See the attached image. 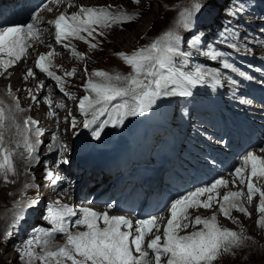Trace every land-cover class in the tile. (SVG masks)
<instances>
[{"label": "snow or ice", "instance_id": "obj_1", "mask_svg": "<svg viewBox=\"0 0 264 264\" xmlns=\"http://www.w3.org/2000/svg\"><path fill=\"white\" fill-rule=\"evenodd\" d=\"M54 2L59 3V0H54ZM134 2L139 3V0H134ZM201 8L199 0H194L192 9L181 13V23L185 28L190 26L192 15L199 12ZM132 19H135V16L123 11L114 14L107 8L81 7L79 12L71 15L62 13L50 23L55 26L57 42L75 38L84 40L89 43V47L95 48L97 45L81 35L82 33H87L88 37H92L97 28L109 27L112 24ZM32 20L33 23H28L25 26L0 28V68L5 71L27 54V49L30 47L28 41L38 38L39 30L36 27V22L39 17L33 16ZM179 39L176 33L170 30L148 46L131 54L118 53L120 58L132 69V73L127 76L113 75L99 70L92 73V76L101 79L99 82L89 79L86 90L94 95H85L80 99L81 113L85 117L91 115V119L84 120V127L89 128L96 124L105 113L109 115V118L100 124V130L93 132L94 137H100L106 124H122L126 117L136 116L147 111L160 96L191 94L188 91H177L176 88L168 90L170 85L184 82L196 84L204 79L200 72H197V78H193L183 72L173 71L172 58L179 52ZM225 42H227L226 37ZM198 43L199 41L194 38L192 47H196ZM65 46L68 47V45ZM72 54L83 58V54L78 53L74 48ZM52 56V52L41 54L36 60L35 66L40 72L53 78L63 91L62 78L50 70ZM211 58L214 59L215 54ZM224 67L228 68L230 65L224 64ZM157 68L167 69V72L158 71ZM33 75L32 69H28L25 78ZM66 75H74V72H68ZM8 95H12L10 88ZM123 97H130L132 102L129 103L128 100H125L124 103L117 105L112 112H109L108 104ZM4 120L5 110L0 107V128L3 127ZM29 123L37 122L30 119L25 121V124ZM73 126H75V121H73ZM3 140V133L0 132V173H4L5 179H7L6 174L14 169L11 152L3 147ZM55 140L56 137H53L54 142ZM27 148L31 154L32 146L29 144ZM64 162L67 163V161ZM235 177L240 184L246 183L249 202L254 196L259 195L260 203L257 211L262 216L257 223L264 228V190L256 187L253 183V178H264V157L249 152L243 158L241 166L235 168ZM49 179L55 183L60 177L53 178L49 173ZM228 183L227 180L217 179L208 187L198 188L176 199L171 204L170 218L167 219V223L163 227L162 236L155 235L148 241L146 249L144 247L145 237L152 234L153 230L156 233L160 232L161 225L156 217L137 221L136 235L133 236L132 222L125 217L109 216L107 212L98 213L92 209L83 208L81 209L83 216L76 223L84 226L86 230L72 233L68 231L65 218L75 215V212L64 206L58 210H50L48 219L54 225L53 232L66 234V243L54 251H46L43 256H37L32 249L33 244L40 240L37 237L27 242V248L23 251V255L27 256L29 260L39 259L42 264H66V262H70V264H213L222 252H228L230 248L242 243L243 238L240 234L220 227L215 214L209 218L196 216L194 221H191L193 226L202 225L201 229L185 235H181L180 232L189 226L185 222L190 220L188 210L191 208L208 209L214 203H218L219 212L226 218H231L233 209L250 215L247 209L239 203L245 195L243 191H228L222 198L219 197L218 189L227 187ZM204 196L206 199L201 200L200 198ZM101 221L103 227L100 226ZM123 228L128 231L122 230ZM47 235L51 236L52 233H47ZM44 243L47 244V241L45 240Z\"/></svg>", "mask_w": 264, "mask_h": 264}, {"label": "rangeland", "instance_id": "obj_2", "mask_svg": "<svg viewBox=\"0 0 264 264\" xmlns=\"http://www.w3.org/2000/svg\"><path fill=\"white\" fill-rule=\"evenodd\" d=\"M97 1L101 2V0H97ZM103 1L107 2L109 0H103ZM122 1H127L129 5H133L134 7H136L137 9L140 10V13H139L140 15L136 17L137 20L134 21L136 19L135 18L133 20V22H131V23H130V21H132V20H130L128 22H123V24L121 22V26L118 25L117 23H115V24L111 25L109 28H97V31L93 33V36H97V37L96 38L88 37V40L91 43L97 45V47H95V48L89 47V43H86V42L78 43L75 41H69L68 47L66 48V51L72 52V49L74 48L78 53L83 54V58L77 57L76 59H72L69 56V54L65 55L64 59L60 62V65H61L60 67H68V65L72 64V62H74L75 64H82V67H84L86 64L87 65L89 64V65L98 66L97 69L100 71H105L106 68L112 69L113 72H111L109 70V74H113V75L120 74V75L127 76V75L132 73V69L128 64H126L120 58L118 53H127L128 54L127 51L131 50L132 48H134L132 50V52H134L137 49L139 50L141 48L148 46L149 44H151V41H152L151 37L158 32L162 33L165 28L166 29H167V27L171 28V31L175 32L176 35L180 38L179 39L180 42H182V39L187 37V36L190 39L189 43L191 44L193 42V39H194L193 37H195L194 35H190V34L183 35L179 22H178V29L174 25L173 17L175 15V11H174V9H170V7H172L171 6L172 4L177 5L178 3H181V2H185V3L194 2V0H139V3L134 2V0H122ZM217 1H220V0H217ZM199 2L201 4H203L204 8L203 7L202 8L207 10L206 7L208 4L207 2H209V0H199ZM108 7L115 9L111 3L108 4ZM222 9H223L222 5L220 7L214 6L210 11L201 12L199 15L201 18L210 17V16H211V18H215L217 15H219L220 18H218L216 21L218 23H214L213 19H211L208 22H203V21L196 22L195 24L191 25L189 28L190 29L197 28V33L195 32L196 35L198 34L199 31H205L206 29H209V28H217V26H218L217 24L222 25L223 16L226 14L227 11H229V8L228 9L224 8L223 10ZM115 10H116V12H118L117 9H115ZM221 10H222V13H221ZM261 12L264 13V11H261ZM127 13L129 15L136 16L138 11L131 10L129 7H127ZM259 14H260V12L257 15H259ZM229 16L232 17L231 15H229ZM231 21L233 22V20H231ZM240 28H241V24L237 22V25L234 27L235 33L231 34V37L236 38V35H237L236 31L238 29V33L241 32V36H243V38L246 37L248 39V41H250L254 38H257L255 44H257L260 48H264V47L260 46V42L261 41L264 42V18H262V23L254 20V21H251L245 29H242V28L240 29ZM220 29L221 28H219V30ZM100 33H102V34L100 35ZM200 36H204V34L201 33ZM203 39L206 42H212L213 43L212 37L208 36L207 38H203ZM248 43L249 42H243L242 45H247ZM97 49H98V51H97ZM86 53H87V55H86ZM207 61L209 62V60H207ZM221 62H223V63H220V64L215 63L214 67L213 66L209 67V69L214 70L213 74L209 75V74L205 73L204 69H203L202 73L204 75L209 76L210 78H219L218 73H221L222 75L225 76V78L227 79V82L231 85V89L234 87H237L239 85V81L244 80V78H245V74L241 72L242 68L240 67V64H239V62H243V61H236L234 59H231L230 57L229 58L224 57L223 59H221ZM230 63H233L234 65H231ZM224 64H228V65H230V67L225 68ZM77 69H80V66H78ZM21 72L22 71L20 69H16L15 75L19 74L20 76L23 77V74ZM77 73H79V72H77ZM228 74L232 75L231 79H228ZM75 76H76V74H74V77ZM94 78H96V77H94ZM76 79H80V80L82 79V81H84L85 76L83 74H81V75H78V78H76ZM3 81H4L3 79H0V84H2V83L4 84ZM23 81H24V79H23ZM67 81H69V83L71 81L70 77H68V76H67ZM21 83H22V81H21ZM21 88H22L21 86L17 87V90H19V89L21 91L24 90ZM220 89L221 90H229V88L228 89L227 88H220ZM24 91H25V93L28 92L27 90H24ZM51 91L55 93L56 99L65 100L67 98L68 94L74 92V89H70V87L63 85V91H61L60 85H58L56 83L54 86V89H51ZM190 92H191L190 98L188 99L187 95H184V96H186V98L182 99L179 103H178V101L180 98L177 97L178 95H176L177 98L174 99V103H176V104L173 103V99H171L170 96H164L163 100L166 103H172L174 105V107L177 105L178 106V116L185 118V120L188 121V123H190L193 126L198 127L197 123L199 122L200 118L205 117V116H210V114L212 113L211 112L212 107L205 102H202L203 105L197 106L196 103L200 102V101L198 98H195L193 96L192 90H190ZM28 97H31V95L26 93L25 98H28ZM70 97L73 98L74 95H70ZM127 98L128 97L117 98L113 102H118V103L120 102V104H121ZM22 100H23V98H22ZM128 102L129 103L132 102L131 98ZM187 102H189V104L186 106ZM68 105L69 106L71 105L70 101L68 102ZM33 106H34V108L25 107V109L28 113L30 112L32 114V116H34V117H36V115L38 113L42 112L41 110H42L43 106L45 107V117L41 121V122L44 121L45 127H47L45 130H43L44 132L47 131V133H45V136L46 137L49 136V138H50V135L58 137L60 133H59V129L56 130L57 121H55V118L53 116H51L50 110L45 106V104H43V102L40 99L33 101ZM71 108H72L73 115H75L76 110L74 109V106H72ZM36 111H38V112H36ZM38 117L40 119L39 114H38ZM64 117H65V122L64 123L62 122L63 129L66 131L65 132L66 135L71 136L72 133L70 130V126H71L72 116L69 115L68 112H66L64 114ZM173 117H175L174 114H173ZM59 126H60V124H59ZM80 126H84V121L75 122V128L73 127L71 129L72 130L76 129V131H78L77 129ZM98 129L99 128H96V129L91 130V131L94 132V131H97ZM64 161H65L64 156L62 157V159L54 160V163L57 164L56 165V173L57 174H59L60 169L61 170L65 169L66 164ZM57 168H58V170H57ZM52 177L55 178L54 176H52ZM2 183H3V181L0 180V204H3L4 202H6L10 196L9 188H8V191L6 192L5 188L2 186ZM11 184H12V181H11ZM44 208H46V207H44ZM47 216H49V214H47L46 209H43V210L39 209V211H36L34 213L33 218L27 222L28 226H32V227L35 226L34 229L32 230V232L28 235L27 241L33 240L34 238H37V237L40 238L41 234H44L45 227L47 226L46 223L49 220L46 218ZM17 227L19 228L18 231H16L14 229L12 224H9V226L7 227V231H4V230L1 231V234H0V255L1 254L3 255L4 264H12V263L18 264L17 263V258H18L17 251L14 249L13 246L17 245V244L22 245V240L24 242H27V241H25L24 238L20 237V232L22 230H27V228L22 227L21 225H18ZM251 228L254 230L253 224H251ZM41 229H42V231H41ZM230 230H232V229H230ZM232 231H235V230H232ZM251 233H249V236L244 235V234H242V235L240 234L243 238L242 243L239 246H234V247L230 248L228 253L222 252L219 256V259L221 260V262L219 264H243V263L244 264H264V244L257 241L255 238L256 236H260V235H258V234L256 235V233H254V232H251ZM4 236L12 239L11 244H7ZM45 240H46L45 238L42 239L43 244H45L44 243ZM251 240H252V242H251ZM59 243H60V246H63L65 244V243L62 244L61 242H59ZM249 244L252 247H250L249 249L246 248L243 253H239L237 255V252L240 249L241 245H249ZM33 246L35 247V248L32 247L33 251L41 249L39 242L34 243ZM23 249L25 250V248H23ZM251 252H255V255L251 254ZM228 255H230V256H228ZM252 255H253V257H252ZM37 256H39V255H37ZM11 257L14 258V259H12V261L10 259ZM68 264H70V262H68Z\"/></svg>", "mask_w": 264, "mask_h": 264}, {"label": "bare ground", "instance_id": "obj_3", "mask_svg": "<svg viewBox=\"0 0 264 264\" xmlns=\"http://www.w3.org/2000/svg\"><path fill=\"white\" fill-rule=\"evenodd\" d=\"M80 2H83V1H85V3H88V4H98V5H101V8H107L108 10H110L111 12H113L114 14L115 13H118V12H120V11H123V12H126L127 13V7H129L131 10H134V11H138V13L136 14V16H135V18L137 17V16H139L140 14V10L139 9H137L136 7H134L133 5H129L128 4V2L127 1H122V0H109V1H103V0H101V2H99V1H97V0H79ZM103 1V2H102ZM98 2V3H97ZM109 3H111L113 6H114V8L115 9H117L118 10V12H116V10L115 9H113V8H110V7H108V4ZM127 6V7H126ZM76 11V10H75ZM134 19H132V21H133ZM132 21H130V22H132ZM128 22V21H127ZM118 24V23H117ZM122 24H123V22H122ZM113 25V24H112ZM119 25V24H118ZM121 26V25H120ZM110 27V26H109ZM109 27H105V28H109ZM175 28V27H174ZM162 29V28H161ZM171 30V28H168L167 27V29L165 28V31L166 32H168V31H170ZM87 34V33H86ZM162 36V34L160 35V37ZM238 36H239V38H243V36H241V32L238 34ZM159 37V38H160ZM158 38V39H159ZM107 40V39H106ZM81 42H85L84 40H80ZM260 46L261 47H264V42L263 41H261L260 42ZM256 49H258L260 52H262V53H264V48H260V47H258V48H256ZM97 51H98V49H97ZM228 52H231L232 53V50H228ZM220 64V63H219ZM218 64V65H219ZM231 65H234L233 63H230ZM259 63H257V66L255 67V68H257V67H260V69H259V71H261V72H263L264 73V66H262L261 64H259ZM242 68H245V66H241ZM236 70V69H235ZM20 73V72H19ZM258 75H259V73H258V71L255 69L254 70V74H253V79L254 80H257V78H258ZM11 77H13V78H11L13 81H14V83H15V86L17 87L18 86V84L20 83V81H23V77L22 76H20L19 74H17V75H15V74H11L10 75ZM60 77V76H59ZM68 77H70V79L72 80V75L71 76H69L68 75ZM263 76H261V78H262ZM0 79H2L1 77H0ZM263 79H264V77H263ZM4 82V81H3ZM52 83V82H51ZM51 83L49 84V90H51ZM245 84H246V81L244 82ZM22 89V88H21ZM20 90V89H19ZM25 90V89H24ZM25 94L26 93H21L20 94V97H21V99H20V104L23 106L25 103L24 102H27V103H29V102H31L32 101V99H31V97H28V98H25ZM52 95V94H51ZM22 98H23V100H22ZM49 98H51V96L49 97ZM121 100V99H120ZM43 102V101H42ZM114 103H116V102H113L112 104H114ZM120 103V102H119ZM124 103V102H123ZM43 104H45L44 102H43ZM45 106L50 110V113H51V116H53L54 118H55V121H57V118H59V115L58 114H55V112H53V111H51V109L45 104ZM116 107H114L113 105L110 107V110H109V112H112L114 109H115ZM23 111L25 112V113H27L28 114V112L26 111V109L24 108L23 109ZM42 112L41 113H38L39 115H40V122L44 119V117H45V107L43 106L42 107V110H41ZM36 112H38V111H36ZM30 113V112H29ZM31 114V113H30ZM32 115V114H31ZM144 117H145V115H144ZM109 118V115H107V114H105L104 116H102L101 118H99V120H98V122H100V121H104V120H107ZM35 119H36V117H34V116H32L31 117V121H35ZM97 122V123H98ZM43 125H44V127H43V129H42V132L45 134V133H47V131L46 132H44L43 130H45L47 127H45V123H44V121L43 122H41ZM31 125H32V123H31ZM94 125H96V124H93V126ZM109 124H106V125H104V127H103V129H105L107 126H108ZM149 129V128H148ZM148 129H146V130H148ZM56 130H58L57 128H56ZM55 130V131H56ZM159 132H161L160 130H157V132L155 133V135L157 134V133H159ZM48 138H49V136H47ZM53 137H56V140H55V142L58 140V137L57 136H53V135H50V138H49V141L50 142H52V143H54V141H53ZM57 165V164H56ZM60 168V167H59ZM57 170H58V168H57ZM0 180H2V175H0ZM37 211H39V210H37ZM48 214V213H47ZM47 219H48V216L46 217ZM260 219L259 218H255V219H253V220H244L243 219V217H241L240 218V222H236V221H232V220H228V221H226L225 223H224V226L225 227H227V228H229V229H232V230H235L237 233H239V234H244V235H247V236H249V233H251V232H254V233H256V235L258 234V235H260V236H254L255 238H256V240L257 241H259V242H261V243H263L264 244V228H262V227H260L259 225H258V221H259ZM0 234H1V231L2 230H4V231H7V227L9 226V224H12V226L14 227V229L16 230V231H18L19 230V228L17 227L18 225H21L22 227H26L27 228V230H22L21 232H20V237H22V238H24L25 239V241H27V239H28V235L32 232V230L34 229V227L35 226H28V223H18V222H16V221H14V220H12V219H6V220H2L1 218H0ZM251 224H253L254 225V230L251 228ZM45 225V224H44ZM46 227L45 228H48V227H50L51 226V223H50V221L48 220L47 221V223H46ZM40 226V225H39ZM38 226V227H39ZM4 228V229H3ZM41 231H42V229H41ZM5 233V232H4ZM41 233V232H40ZM47 233H52V235L51 236H48L47 235ZM39 234V233H38ZM44 238L47 240V245L49 244L50 246H58V247H60V243L59 242H61L62 244L64 243V242H62L63 241V239L60 237V234H59V232H53V230L52 231H46L45 230V232H44ZM252 234V233H251ZM10 236V235H9ZM250 238V237H249ZM246 239V238H245ZM245 241V240H244ZM28 242V241H27ZM27 242H24L23 240H22V246H23V248H27ZM251 242H252V240H251ZM43 243V242H42ZM244 243V242H243ZM34 245V244H33ZM252 245V244H251ZM32 247H34V246H32ZM250 247H252V246H250V244L249 245H241L240 246V249L238 250V252H237V255L239 254V253H243L244 251H245V249L247 248V249H249ZM40 248V247H39ZM234 252V251H233ZM232 252V253H233ZM228 253V252H227ZM251 254H254L255 255V252H251ZM17 255H19L18 253H17ZM228 256H230V255H228ZM1 257H2V261H1V264H4V260H3V255L1 254ZM252 257H253V255H252ZM14 259V258H13ZM254 259V258H253ZM252 259V260H253ZM248 260V259H247ZM221 262V260L218 258L216 261H214L213 262V264H219ZM12 263V262H11ZM12 264H14V263H12ZM244 264V263H243Z\"/></svg>", "mask_w": 264, "mask_h": 264}, {"label": "water", "instance_id": "obj_4", "mask_svg": "<svg viewBox=\"0 0 264 264\" xmlns=\"http://www.w3.org/2000/svg\"><path fill=\"white\" fill-rule=\"evenodd\" d=\"M0 264H1V256H0Z\"/></svg>", "mask_w": 264, "mask_h": 264}]
</instances>
